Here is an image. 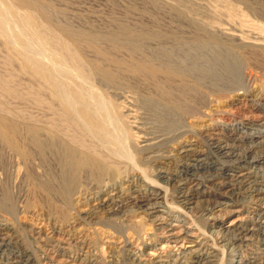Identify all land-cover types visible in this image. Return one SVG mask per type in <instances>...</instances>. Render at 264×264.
Here are the masks:
<instances>
[{"label": "rangeland", "instance_id": "rangeland-1", "mask_svg": "<svg viewBox=\"0 0 264 264\" xmlns=\"http://www.w3.org/2000/svg\"><path fill=\"white\" fill-rule=\"evenodd\" d=\"M180 1L187 3H179ZM13 4L18 13L33 18L29 25L31 28H25L28 38L31 39L39 33L51 40L44 49L36 43L34 49L37 50L33 51L49 49L48 52L43 51V54L47 55V59L55 61L59 54L54 50L52 42L57 37L62 38L70 52L80 58L86 69L93 73L95 80L101 83L96 85L100 97L106 102L109 101L108 106L113 105L112 108L109 106L110 111L120 118L117 125L121 126L122 131L118 128L117 132H121L118 134H121L120 137H124L123 133L128 136L127 152L133 155L136 166L152 178H157L160 171L166 173L165 175L177 174L184 160L180 150L187 144L195 143L201 150L205 149L209 136L228 139L227 137H232L234 132L237 133L236 136L242 135L244 129L231 131L237 127L241 128L242 124L264 128V111L258 107L264 106V68L250 61L249 55L244 53V50L249 51L246 47L235 49L237 52L235 53L240 54L239 59L244 65L238 79L240 80L243 75L245 80L250 82L247 87L248 93L244 95V91H240L234 95L231 92H220L205 96L202 92H195L197 98L201 100L194 110L185 108L188 103L185 106L180 105V99L177 98L188 94L183 91V87L194 93L195 88L188 85L189 79L187 83L181 75L173 74L172 83L167 87L149 80L152 78L151 74L147 76V73L142 72V77L136 75L137 68L134 69L130 65L145 58V53H154L158 48L178 49L184 46L185 48L180 51L185 52L192 40L201 41L200 44H204L201 46H210V51L216 50L220 48L218 47L220 33L216 30L220 28V20L223 23L234 22L245 13L250 15V11L254 13L253 7L264 12V0H22V2L13 0ZM17 25L16 29L21 30V25L18 23ZM176 40L178 43L176 42L174 46L172 42ZM231 44L233 43L229 42L225 46ZM7 50L5 45L4 47L0 45V75L10 76L13 81L11 86L0 89L1 109L15 114L34 115L33 117L38 119L43 118L47 109L36 104V98H42L46 94L43 82L34 79L30 70L24 69L23 56L17 49ZM33 51L29 54L35 55L36 52ZM128 64L133 71H128ZM162 71L158 72V76L165 73ZM70 77L63 79L73 84V77L72 81ZM106 88H110L114 94L107 92ZM122 91L129 92L124 95L127 98L120 97L118 92ZM132 109L138 111L137 116L133 118L131 115L134 113L128 112ZM125 112L130 117H127ZM131 119L136 120L137 124H132ZM134 125L140 129H136ZM181 127H186L189 131L187 135H183L184 137L175 133ZM161 132L171 133L172 137L164 148L159 149L160 154L145 162L137 152V142L147 135ZM56 164L57 162L53 165H41L36 161L33 165H20L19 168L5 159L0 160V177L10 178L6 179L7 188L11 192L15 207L13 213L0 210V224L6 235L12 239L13 247L16 248L14 250L30 254L37 264H50L47 254L51 249L57 251L59 247L65 249V256L60 259H72L78 263L86 258L85 261L88 260L92 264H96L95 260L97 264H138L140 260L147 258L150 260L148 264H153L151 259H155V256L161 253L163 259L167 261L164 264H184L183 260L188 261L194 257L193 253L189 255L186 253L181 262L171 260L177 258L171 257V253L183 250L180 248L181 244L174 247V244L161 245V241L155 240L156 226L145 213L135 208L137 201L135 192L128 184L113 193V198L111 197L113 201L109 202L108 207L100 205L102 192L92 186V189L87 187L86 196L81 202H68L60 195L57 187L58 180L55 176L58 175L60 168ZM17 169H20L18 175ZM133 172L131 174L128 169L127 176L134 177L136 172ZM253 173L264 178L263 170L254 169ZM165 188L166 202L173 207L168 208L169 214L179 215L180 210L175 209V206L180 205L178 201L181 191L174 182ZM199 201L200 199L193 200L194 205H183L182 208L185 209L183 214H186L184 215L186 218L183 216L181 219L185 222L190 221L189 223L198 231L200 229L207 233L212 230L216 233L212 238L202 237L203 247L202 244L188 243L185 247L189 246L188 249L195 251L198 249L196 254L215 252L223 260V264H231L221 237L222 233L227 238L232 234L226 230L220 231L217 227L211 229L209 226L212 221L203 222L200 210L201 206L204 207L206 204L200 203L199 206L197 204ZM256 207L253 204V197L244 196L239 205L226 210L218 209L214 216L220 218V214L225 215L223 212L244 210L243 218L251 219L256 216ZM227 213L225 217L227 219L222 223L229 227L237 216L229 219ZM150 243L152 245L158 243L160 250L155 253L147 250L146 245ZM149 253L155 256H147ZM242 253L244 258L254 257L255 264L264 259L261 245Z\"/></svg>", "mask_w": 264, "mask_h": 264}, {"label": "bare ground", "instance_id": "bare-ground-1", "mask_svg": "<svg viewBox=\"0 0 264 264\" xmlns=\"http://www.w3.org/2000/svg\"><path fill=\"white\" fill-rule=\"evenodd\" d=\"M179 3L184 4L187 1ZM253 10L255 12L250 11L251 15L245 13L234 22L223 23L220 20V28L216 29L220 33V46H218L220 48L216 50L210 51V46H201L204 45L200 44L201 41L192 40L185 52L180 51L185 48L184 46L178 49L163 47L159 50L158 48L154 53H145V58L142 55L141 61L137 60L135 64L130 65L134 69L137 68L136 75L142 77L144 73H147V76L151 74L152 78L149 77V80L167 87L172 83L173 74L181 75L186 82L189 79L190 83H187L189 87L195 88L194 93L183 87V91L188 94L177 97L180 99V105L185 106L188 103V106L185 107L187 109L194 110L200 103L201 99L197 98L195 92L211 96L220 92H231L235 95L244 91L245 95L248 93L247 87L250 82L246 81L243 75L240 80L238 79L244 65L239 59L240 54H236L235 49L246 47L249 51L246 50V53L244 50V53L249 55L250 61L258 67L264 68V12L257 11L254 7ZM32 21L33 18L18 13L13 0H0V45L2 47L5 45L8 50L17 49L23 56L24 69L30 70L34 79L43 82L46 96L36 98V104H40L41 107L45 106L47 109L43 118L38 119L33 117L34 115H21L5 111L0 106V160L5 159L17 167L33 165L36 161L41 165H53L57 162L56 165L60 168L58 175L55 176L58 180L57 187L61 192L60 195L70 203L81 202V199L86 196L87 187L92 186L102 192L100 205L108 207L109 202L113 201V193L128 184L135 192V200H137L135 208L145 213L156 226L155 240L161 241V245L163 243L174 244V247H177L181 244L180 248L183 250L179 253L170 252L171 257L177 256L175 260L171 259L173 262H181L186 253L188 255L193 253L194 257L188 261L183 260L184 264H223V260L215 252L196 254L198 249L195 251L188 249L189 246L185 247L187 243L202 244L203 247L204 242L202 243L201 240L204 237L212 238L216 233L212 230L207 233L200 229L198 231L192 223H189L190 221L185 222L181 219L186 215L183 214L185 209L182 206L194 205L193 200L200 199L197 203L199 206L200 203L201 205L206 204L204 207L201 206L202 210H200L203 222L212 221L211 226L208 223L211 229L217 227L220 228V231L226 230L232 234L230 238H227L222 233L221 237L222 243L227 248L230 263L255 264L254 257L244 258L242 252L250 251L252 247L261 245L264 253V178L253 173L254 169L264 171L263 126L259 128L258 125L242 124L241 128L237 127L235 130H231L234 132L244 129L242 135L236 136L237 133L234 132L232 137H227L228 139L209 136L205 149L201 150L195 143L187 144L180 150L184 160L179 166L177 174L165 175L166 173L160 171L157 178H152L136 166L133 155L131 156L127 152L128 136L123 132L124 137H120L121 134H118L122 131L121 126L117 125L120 118L114 116V113L112 114L110 111L113 105H109L110 108L109 101L107 104L106 100L104 99V101L100 97L96 85L101 83L95 80L93 73L86 69L81 59L70 52L66 42L59 37L52 42L54 50L59 54L55 61L47 59V55L43 54V51L46 52L47 49L38 50V53L33 51L37 50L34 49L36 43L44 49L47 48L44 46H48L47 43H50L51 40L49 41L43 34L36 35V31L34 32L35 37L32 36L35 39L30 35L31 39L28 38L25 28H31L29 25ZM17 23L21 25V30L16 29ZM31 33L33 35V32ZM169 41L171 42L172 39ZM176 42L178 43V40L172 42L174 46ZM229 42L233 44L225 46ZM31 51L36 54H29ZM142 60L144 61L142 62ZM130 65L128 64V71H133L134 69ZM161 70L165 73L158 76V72ZM5 71L7 70L5 69ZM64 77H70V79L73 77L74 83L69 84L67 79H63ZM12 81L10 76L0 75V89L11 86ZM106 91L113 93L110 88H106ZM125 93L129 94V92H118L120 97L127 98L124 96ZM258 107L264 111L263 105ZM128 112L134 113L131 118L138 114V111L133 109ZM125 114L130 117L127 112ZM131 122L137 124L134 119H131ZM118 128H120L119 132H117ZM135 128L140 129L139 126H135ZM188 132L186 127L175 131L180 136L187 135ZM170 135L171 133L164 132L162 134L161 132V134H151V136L140 138L136 145L137 152L145 162L152 160L161 153L158 151L164 148L163 146L172 137ZM130 168L132 169L130 170ZM128 169L131 174L133 171L136 172V175L134 177L127 176ZM19 170L17 169V175ZM48 170L50 171L49 166ZM6 179L8 178L0 177V210L13 213L15 207L12 203L11 192L7 188L8 181ZM173 182L181 191L178 201L180 205L175 206V209L180 210L179 215H170L168 211L170 205L166 202L167 188L165 187ZM244 196L253 197V204L257 206L256 214L253 213L256 215L254 218H243L244 210L223 212L225 215L220 214V218L214 216L218 209L225 208L226 210V208L239 205ZM113 204L116 206L115 202ZM226 213L229 214V219L237 216L229 226L230 228L226 227L224 222L222 223L227 219L225 218ZM184 217L186 218V216ZM206 217L207 219H205ZM45 245L50 247L48 244ZM58 245L56 246L59 247ZM158 245V243L153 245L150 243L146 247L147 250H152L155 253L160 250ZM13 246L12 239L6 235L0 224V264H37L30 254L14 250L16 248ZM64 251L65 249L61 247L57 251L51 249L47 254L50 264H92L88 260L86 262V258L81 263L72 259H60L65 256ZM152 255L154 254H147V256ZM155 257V259H151L153 264L167 262L161 253ZM149 261L147 258H143L138 264H148ZM95 263L97 264L96 260ZM259 264H264V259Z\"/></svg>", "mask_w": 264, "mask_h": 264}]
</instances>
